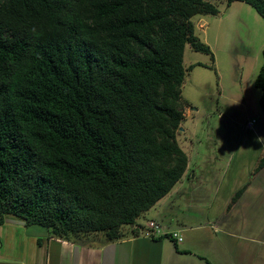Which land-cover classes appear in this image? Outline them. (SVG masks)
I'll use <instances>...</instances> for the list:
<instances>
[{
    "label": "trees",
    "instance_id": "obj_1",
    "mask_svg": "<svg viewBox=\"0 0 264 264\" xmlns=\"http://www.w3.org/2000/svg\"><path fill=\"white\" fill-rule=\"evenodd\" d=\"M226 1L264 18V0ZM218 13L212 0H0V225L113 241L168 195L187 166L182 89L199 63L185 67L186 46L215 61L192 18ZM255 85L264 111V63Z\"/></svg>",
    "mask_w": 264,
    "mask_h": 264
},
{
    "label": "crops",
    "instance_id": "obj_2",
    "mask_svg": "<svg viewBox=\"0 0 264 264\" xmlns=\"http://www.w3.org/2000/svg\"><path fill=\"white\" fill-rule=\"evenodd\" d=\"M214 3L219 13L206 16L215 17L213 20L218 23L214 27L216 37L214 43L206 42L215 55L213 65L220 66L218 26L224 27L227 19L232 22L236 16L245 15L243 11H235L237 6L241 9L244 7L239 1L230 5L226 0H215ZM199 15L202 16L198 14L192 18L193 23ZM213 20L200 18L199 22L205 21L199 24L200 28L206 23L207 31ZM241 20L247 25L251 42H243L246 52L241 55L244 58L233 56L224 67L241 71V83L225 80L221 96L233 100L232 96L235 95L242 99L241 110L245 119L247 122L256 120V123L251 139L229 142L226 167L230 170L234 164L235 173L231 175L227 172L222 176L215 170L206 182V212L177 209L173 212L174 217L168 216L175 196L182 191L178 189V184L187 177L184 174L169 194L143 213L134 224L123 225L122 236L113 241L108 240L104 233L61 237L54 234L51 228L27 225L22 218L7 215L5 223L0 225V264H264V111L261 113L253 108L247 112L252 87L264 63V55L261 59L264 36L259 32V29L262 30L264 35V18L255 12L254 19L239 17ZM230 32L229 29L225 30V33ZM222 33L224 37V31ZM229 38L227 36L222 43L225 47L223 53L231 52ZM256 45L257 49H253ZM235 52L237 54L239 51ZM245 63L247 67L243 66ZM246 78L249 80L245 81ZM234 86L239 88L240 94ZM223 181H226L225 184L227 181L232 183L229 186L231 191L221 194L222 185H225ZM243 187L245 189L241 196L234 200L237 191ZM188 214L197 215L202 222L194 226L188 218L181 221L180 216ZM231 214H234L233 223L229 219ZM152 222L159 228L154 235H149L146 231ZM172 232H178L183 240L178 242L173 239Z\"/></svg>",
    "mask_w": 264,
    "mask_h": 264
},
{
    "label": "rangeland",
    "instance_id": "obj_3",
    "mask_svg": "<svg viewBox=\"0 0 264 264\" xmlns=\"http://www.w3.org/2000/svg\"><path fill=\"white\" fill-rule=\"evenodd\" d=\"M212 2L214 3L215 0H212ZM239 2L244 7L241 9L237 6L235 11L240 13L243 11V16H245L242 17V14L238 15L232 22L227 19L228 21L224 27L222 25L218 26L220 33L218 47L220 50L217 53L220 66L214 65V68H211L210 65L214 63L209 54L194 50L190 44L186 46L184 56L185 67L189 68L191 65L199 64L192 71H188L182 89L183 95L189 101V104L183 109L185 119L177 133V142L187 157L185 171L187 177H185L183 182L178 184V189L180 188L182 191L175 196V203L173 204V208H170L168 216H173V212L177 209L187 212L192 211V209L194 212H199L200 210L206 212V185H208L206 182L213 171L217 170L222 176L226 175L227 172L231 175L235 173L234 164L230 170H227L229 168L226 167L229 142L235 143V141L239 142L241 139L252 138L253 130L245 126L247 119H245L246 116L241 110L242 99H238L235 95L232 96L233 100L227 99L226 96H221L222 85L225 80L228 82L237 80L238 84L241 83V71L238 69L231 70V67L224 68L226 67L227 60L232 59L233 56L244 58L242 55L245 54L246 50L243 42L247 40L251 42L248 37L250 34L246 28L247 25L242 20L239 21V17L248 18V20L254 19V14L257 12L253 6L245 2ZM206 17L209 21L215 18L213 16L199 15L194 19V23L197 25L196 35L205 43H207L206 40L214 43V38L216 37L214 27L218 23H215L213 20L211 27L207 31L206 23L200 28L199 24L204 23ZM200 18H203L205 21L199 22ZM226 29L231 30V32L225 33ZM222 31L225 33L224 37ZM259 32L260 35L264 36L262 30L259 29ZM227 36L231 37L228 40L231 45V52L229 54L222 52L225 48L222 43L227 40ZM253 49H257V45ZM236 50L239 51L237 54ZM261 59H263V54ZM243 66L247 67V63ZM228 71L229 75L227 76ZM248 80L249 78L245 79V81ZM234 89L238 90L239 88L234 86ZM252 90L253 93L247 102V112L256 108L257 111L262 113L263 111L259 104L262 92L255 85L252 87ZM237 93L240 94V90ZM225 182L223 181L222 184H225ZM231 184L230 181H227L225 185H222L221 194L230 192L229 186ZM184 218L192 220L194 226L202 222L198 219L197 215L192 216L188 214L184 217L180 216L181 221ZM188 219H185V221H189ZM229 219L233 223L234 214H231Z\"/></svg>",
    "mask_w": 264,
    "mask_h": 264
},
{
    "label": "built area",
    "instance_id": "obj_4",
    "mask_svg": "<svg viewBox=\"0 0 264 264\" xmlns=\"http://www.w3.org/2000/svg\"><path fill=\"white\" fill-rule=\"evenodd\" d=\"M254 123H255V120L249 121L247 123V127L251 129L253 127ZM158 228H159V226L157 224H155L154 222H152L150 225V229L147 230L146 233L149 235H154L156 233L155 231H157ZM172 237L175 240H177L178 242H181L183 240V237L178 232H173Z\"/></svg>",
    "mask_w": 264,
    "mask_h": 264
},
{
    "label": "clouds",
    "instance_id": "obj_5",
    "mask_svg": "<svg viewBox=\"0 0 264 264\" xmlns=\"http://www.w3.org/2000/svg\"><path fill=\"white\" fill-rule=\"evenodd\" d=\"M247 4H248V3H247ZM249 121H252V120H249ZM249 121H248V122H249ZM248 122H247V123H248ZM247 123H246V128H248V127H247ZM255 123H256V120H255ZM255 123H254V125H255ZM254 125H253V127H254ZM253 127H252L251 129H253ZM248 129H250V128H248ZM172 233H173V232H172ZM172 233H171V235H172ZM172 238H173V237H172ZM173 239H174V238H173Z\"/></svg>",
    "mask_w": 264,
    "mask_h": 264
}]
</instances>
